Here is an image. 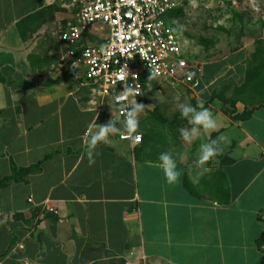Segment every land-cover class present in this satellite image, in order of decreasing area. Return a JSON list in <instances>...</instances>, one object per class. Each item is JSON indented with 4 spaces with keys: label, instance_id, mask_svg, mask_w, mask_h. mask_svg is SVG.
Wrapping results in <instances>:
<instances>
[{
    "label": "crops",
    "instance_id": "obj_1",
    "mask_svg": "<svg viewBox=\"0 0 264 264\" xmlns=\"http://www.w3.org/2000/svg\"><path fill=\"white\" fill-rule=\"evenodd\" d=\"M58 6L0 0V264H261L264 50L252 43L264 39V27H246L238 49L204 59L197 82L184 85L213 112L216 131L188 143L179 128H147L146 109L142 142L112 134L90 163L85 146L102 124L100 109L84 103L75 46L59 39ZM252 53L256 99L249 88L226 113L222 100L247 82ZM214 135L228 137L227 160H209L197 177L188 155ZM162 151L177 160L175 184L159 167Z\"/></svg>",
    "mask_w": 264,
    "mask_h": 264
},
{
    "label": "built area",
    "instance_id": "obj_2",
    "mask_svg": "<svg viewBox=\"0 0 264 264\" xmlns=\"http://www.w3.org/2000/svg\"><path fill=\"white\" fill-rule=\"evenodd\" d=\"M52 2L73 18L61 29L59 39L78 48L72 67L80 74V84L98 90L113 107V118H125L128 100L118 99L124 85L130 84L139 92L128 99L140 103L151 80L183 85L197 82L201 70L196 57L184 48L181 33L175 30L172 12L180 7L177 0ZM122 73H126L124 80L120 79ZM134 135L136 139L119 133L123 140L142 142L141 132Z\"/></svg>",
    "mask_w": 264,
    "mask_h": 264
},
{
    "label": "rangeland",
    "instance_id": "obj_3",
    "mask_svg": "<svg viewBox=\"0 0 264 264\" xmlns=\"http://www.w3.org/2000/svg\"><path fill=\"white\" fill-rule=\"evenodd\" d=\"M177 1L180 3L179 9L181 11L176 16L175 26L180 28L184 48L189 50L192 55H195L199 68H201L204 59L205 61L212 60L238 49L240 47V39L237 36L240 33L242 34L243 31L245 32L246 27H249L251 31L256 28L258 32H260V27H264V0ZM58 9L59 11L61 10L63 14L57 22V29H62L66 27L73 18L68 10L59 6L56 10L58 11ZM94 42H96V40ZM221 43L224 44L218 51L215 50L210 52L211 49H216V45L218 46ZM255 43H252V47L253 45L254 48L256 47L255 50L261 48L264 50L263 38L255 40ZM203 48H208L210 51L205 54L202 52ZM199 49H201V51ZM71 50L73 51L72 54H77L78 52V48L76 47H71ZM254 62L255 60L252 53L249 60V67L251 66V69L248 71L246 83L253 81V78L259 76L254 72L256 69L253 65ZM161 81L162 80H151L144 90L142 99L147 100V106L144 107L143 111L147 109L148 112V119L145 124L148 125L147 128L153 127L157 128L156 130H170L175 127H184V122L186 123L187 120L180 116L177 104H196L189 96L190 90L184 87L183 84H172ZM78 86L79 89L83 87L86 88L85 93H83L84 103L93 104V102H95L100 109L99 122H101L102 125L105 124L106 121L108 122L111 118L113 107L107 103V100H104L99 95L98 90H92L91 87L82 86L81 84H78ZM231 108L232 107L227 105L226 109L228 112L226 113H229ZM159 115L160 117H158ZM107 117H109V120H105ZM173 121L175 122L173 123ZM216 138H218V136L214 135L211 139ZM222 146H224V142L220 144V153L210 159L211 161L214 159L219 166L227 160V157L223 153ZM194 153L195 154L190 153L188 155L189 169L199 177L207 170L208 166L206 165L207 163L204 164L205 166L200 165L198 163L199 153L197 151Z\"/></svg>",
    "mask_w": 264,
    "mask_h": 264
},
{
    "label": "clouds",
    "instance_id": "obj_4",
    "mask_svg": "<svg viewBox=\"0 0 264 264\" xmlns=\"http://www.w3.org/2000/svg\"><path fill=\"white\" fill-rule=\"evenodd\" d=\"M125 76L126 73H122L120 79L124 80ZM138 93L130 84L123 86V95L119 96L118 99L128 100L125 118L121 121L119 117L113 118L111 116L107 124H99L96 131L91 134L85 146V153L90 163L95 162L94 157L98 154L96 151L97 146L102 143H108L109 137L112 134L126 132L133 139L137 138L134 134L137 133L139 116L143 112L145 105L138 103L137 99L129 100L128 98L137 97ZM177 109L180 116L187 120L190 125V127H181L178 129L180 136L188 143L197 140L201 130L205 133H211L218 129V123L213 112L205 106L203 101L195 105L191 103H178ZM227 141V136H220L216 139L210 138L208 142L200 144L198 163L203 165L217 156L221 151L220 144ZM158 161L166 183L170 185L177 183L180 179L181 172L173 154L169 151H162L158 156Z\"/></svg>",
    "mask_w": 264,
    "mask_h": 264
},
{
    "label": "trees",
    "instance_id": "obj_5",
    "mask_svg": "<svg viewBox=\"0 0 264 264\" xmlns=\"http://www.w3.org/2000/svg\"><path fill=\"white\" fill-rule=\"evenodd\" d=\"M180 9L178 8V9H176V10H174L173 12H172V15H174V16H177L179 13H180ZM175 30L177 31V32H180L181 33V31H180V28L178 27V26H175ZM249 88H250V90H251V88L252 87H249V84L248 83H246L241 89H239L238 91H237V93H236V95L234 96V97H232L231 99H226V98H223V100L222 101H224V104L227 106V104H229V105H231L232 107H234L235 106V104H236V101H238V99L239 98H237V97H239V95H241L242 93H244V92H246V91H248L249 90ZM251 93L252 94H250V96L253 98V99H256V97H255V95H256V93H257V91H256V87H254V89L253 90H251ZM147 102V100L146 99H141L140 100V103H146ZM234 110H229V113L230 114H232V113H234L233 112ZM226 112H228L227 111V109H226ZM250 113H251V111H244L242 114H236V115H234V116H232L233 118H235V119H237V118H244V117H247V116H249L250 115ZM163 122H164V120H162ZM5 184V181H1L0 180V186H2V185H4ZM257 244H258V247L261 249V251H262V260H261V264H264V232L261 234V236L258 238V240H257Z\"/></svg>",
    "mask_w": 264,
    "mask_h": 264
}]
</instances>
